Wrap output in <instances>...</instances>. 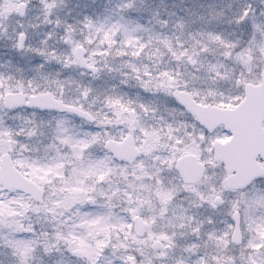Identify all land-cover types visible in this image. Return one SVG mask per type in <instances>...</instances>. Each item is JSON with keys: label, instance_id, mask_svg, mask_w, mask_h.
Returning <instances> with one entry per match:
<instances>
[{"label": "snow or ice", "instance_id": "snow-or-ice-1", "mask_svg": "<svg viewBox=\"0 0 264 264\" xmlns=\"http://www.w3.org/2000/svg\"><path fill=\"white\" fill-rule=\"evenodd\" d=\"M0 264H264V0H0Z\"/></svg>", "mask_w": 264, "mask_h": 264}]
</instances>
